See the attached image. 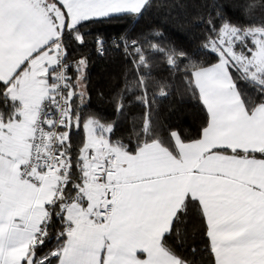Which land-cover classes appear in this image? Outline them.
Masks as SVG:
<instances>
[{"label": "snow or ice", "instance_id": "1", "mask_svg": "<svg viewBox=\"0 0 264 264\" xmlns=\"http://www.w3.org/2000/svg\"><path fill=\"white\" fill-rule=\"evenodd\" d=\"M9 2L14 0H0V10ZM56 2L60 8V14L52 15L50 19L54 34L40 45L37 51L49 48V45L55 44L57 40L63 45L64 55L61 56L60 49L57 48L54 63L46 60L44 64L48 68L49 82L56 85L55 88L49 89L51 95L48 103L56 112V120L62 118V122L57 124L54 120L52 124L43 125V127L48 129L55 127L58 132L66 131L67 146H70L75 135L73 130L84 131V124L88 119L82 115L87 106L81 107L87 92L84 81L87 79L85 71L88 61L87 58H81L76 66L69 63L64 68L63 65L71 52V48L65 41H72L76 46L83 48L87 44L86 37L91 35L84 29L102 24L105 20L117 15L129 13L142 15L143 11L149 7V0H56ZM236 7L251 16V10L255 5L243 3ZM213 8L214 15L206 21L207 34L203 38L205 44L202 46V51L213 58L207 63L201 64L193 59L196 53L176 50L174 47L163 48L158 43L150 42L151 39H162V34L158 37H144L143 42L148 44V51L142 47L141 41L132 40L128 43V37L121 38L118 35L115 41L119 47L134 49L132 55L140 67L148 63L149 52L166 56L167 64L175 67V54L181 53L180 60L186 62L188 68L185 72L187 86L197 95L205 112V124L200 129V139H203L205 132L213 127L214 121L217 128L225 126V113L238 112L242 107L249 119L254 118L256 114H264V13H261L259 18L253 17L248 20L249 27L245 28L234 23L225 14L226 5L221 4L219 0H216ZM2 18L0 14V19ZM17 23L20 22L17 21ZM94 43L98 45L97 50L101 54L106 51L103 39L98 38ZM49 54L51 55L50 49ZM58 69L61 70L60 74L53 76L52 73ZM69 73H76V76H71ZM73 80L77 81L72 85L74 89L84 82L83 91L65 94ZM61 81L64 83H60ZM143 82L144 79L141 78L132 85L133 88H138L137 85L143 84V92L137 97L134 91L132 96L135 102L145 106L146 112L143 117L147 127L140 132V135L147 137L153 134V118L150 112L151 101L146 96L149 88ZM8 84V81L0 79V123L5 125L20 119V113L16 111L18 101L5 91ZM57 93L64 95L66 103L61 102ZM127 94L126 88L124 93H118L114 97L118 101L120 114L125 108L123 97ZM78 100L81 102L79 105L76 103ZM65 110L68 112L67 117L63 116ZM90 115L93 135L98 138L106 136L110 147L131 152L133 157H137L136 160L122 162L121 166L127 169L133 179L143 183L141 173L147 167L151 157L146 156L145 159H140L135 150L128 148L121 141L113 145L112 139L119 131L117 122L107 120L95 111ZM69 118L76 122L70 124ZM4 131L8 129L5 128ZM173 133L181 137L183 133L178 128L167 129V139L175 144ZM59 143L61 150L67 147L63 140ZM148 143L150 141L146 142L145 147ZM101 145L100 163H95L94 179L97 184L104 187L96 194L97 205H89L86 199L85 204L91 208V211L84 213L83 220L77 223L72 218L66 219L71 212L68 205L72 203V199L80 198L72 197L70 193L79 192V189L88 182L87 169L83 167L85 160L87 159L90 164L97 160V152L92 148L87 149V156L78 154L75 158L70 155V148H68L71 171L80 169L81 175L75 185L72 181L66 183L65 188L68 192L63 193V199L43 203V211L39 214L33 211L28 215L17 213L6 218L0 212V225L4 224L6 219L9 225L6 236L0 237V264H125L121 258L128 254V248L118 246L117 237L112 234L110 216L126 214L130 211L129 204L140 203L145 198L155 196L158 189L142 188L139 184L129 188L131 180L127 177H119L113 164L117 160L118 153L104 152L103 140ZM216 153H228L244 166L256 163L249 160L247 156L241 160L238 155L248 153L259 156V163L264 166V149L233 146L227 141L214 143L198 155L203 159ZM177 155L180 159L184 157V153L180 150ZM72 159L76 160L75 164H71ZM18 167L23 171V164ZM190 174L194 178L197 177L199 169H190ZM225 178L226 174H223L219 180L224 181ZM97 206L99 207L97 213L99 224L95 220L90 225L84 223L83 221H87L91 213L96 211ZM193 206L202 224V235L209 253V264H264V179L254 181L251 189L244 187L242 191L231 184L218 183L210 186L197 181L185 192L182 200L172 205L170 213L163 218L162 224L156 227L154 232L152 229L146 230L151 233V243L145 239L144 244L135 247V256L139 257V260L128 261L127 264H141V262L142 264H184L182 258L175 256L168 245L174 233L179 232L177 225L192 211ZM56 223H61V231L53 236L49 233V228ZM98 228L102 231L95 230ZM53 238L56 241L55 246L45 251L47 244ZM17 243H20V247L15 248L14 252L19 255H8L2 251Z\"/></svg>", "mask_w": 264, "mask_h": 264}, {"label": "crops", "instance_id": "2", "mask_svg": "<svg viewBox=\"0 0 264 264\" xmlns=\"http://www.w3.org/2000/svg\"><path fill=\"white\" fill-rule=\"evenodd\" d=\"M49 3L53 4V8L45 11L44 7ZM57 10L59 15V6L48 0H14V2L6 3L0 10L3 17L0 19V79L9 82L5 91L18 101L17 111L24 108L22 115L25 116L26 121H23L26 129L21 132L20 140L15 139V133L19 131L14 129L18 124L13 122L9 123L11 127L8 131L3 130L5 139L0 134L4 142L3 149L6 152L3 154L9 157L4 161L0 159V169H2L0 171V212L6 218L17 213L28 215L33 211L39 214L43 211V203L57 199L66 185V181L63 183L61 180L46 178L37 186L33 181L22 179L21 170L18 167L21 164L24 165L27 160L36 109L44 99L49 97V89L54 88L48 80V68L44 66L46 60L52 61V44L47 49L40 51L37 49L54 34L50 19L52 15H57V12L55 14ZM224 119L226 121L224 127L217 128L214 121L213 127L205 132L203 139L190 143H183L179 139L182 144L178 146L175 142L176 154H172L157 142L148 143L147 147H145L146 144L140 147L136 151L140 159H145L146 156L151 157L147 167L141 173L143 183L133 179L127 169L121 166L122 162H130L137 157L117 147L109 146L103 149L106 153L112 151L118 153L114 166L119 177H127L131 180L129 188L139 184L142 188L158 189L155 196L145 198L140 203L129 204L130 211L126 214L110 216L112 234L117 237L118 246L128 248V254L121 258L125 264L128 261L139 260V257L135 256L134 248L144 244L145 239L151 243V233L146 230L152 229L154 232L155 228L162 224L163 218L170 213L172 205L182 200L185 192L197 181L210 186L218 183L231 184L242 191L244 187L251 189L254 181L264 179V166L259 163L260 157L248 153L238 154L241 160L247 156L249 160L256 161L247 166L234 160L228 153H216L203 159L199 157V153L204 152L214 143L224 141L233 146L264 149V114H256L254 118L249 119L241 107L238 112L225 113ZM11 135L13 137L11 142L5 141L8 137L10 139ZM100 150H96L97 163H100ZM178 150L184 153L183 159L177 155ZM83 155L85 156V153ZM63 165H65L64 162ZM84 165L89 178V164L86 162ZM192 168L199 169V175L195 178L190 174ZM223 174H226V178L220 181L219 177ZM99 190H101L99 186L85 183L77 194L80 198L73 199L68 205L71 212L66 219L72 218L80 223L84 213L91 211V208L85 204V200H88L89 205L96 206V194ZM98 211L97 206L90 218L83 222L90 225L95 220L99 224L100 221L96 217ZM78 212L79 216H77ZM8 229L6 219L4 224L0 225V237L6 236ZM95 230L102 231L99 228ZM17 247H20V243L2 251L8 255H19L14 252Z\"/></svg>", "mask_w": 264, "mask_h": 264}, {"label": "trees", "instance_id": "3", "mask_svg": "<svg viewBox=\"0 0 264 264\" xmlns=\"http://www.w3.org/2000/svg\"><path fill=\"white\" fill-rule=\"evenodd\" d=\"M48 1L58 6L56 0ZM215 2L216 0H149V7L143 11L142 15H117L105 20L102 24L84 29L91 35L86 37L87 44L83 48L76 46L72 41H65L71 48L65 64L71 63L76 66L81 58H87L88 61L85 71L87 79L84 81L87 92L81 105V107H87L82 115L91 118L90 113L95 111L107 120L116 121L119 131L112 139L113 145L121 141L128 148L137 151L150 141V143L157 142L172 154H176L175 145L167 139L166 132L169 127L178 128L183 133V137L178 136L183 143L200 139V129L205 124V112L197 95L187 86L185 72L188 68L186 62L180 60L181 53L175 54V67L167 64L166 56L150 52L147 56L148 63L140 67L132 55L134 49L119 47L115 41L118 35L121 38L128 37V43L132 40L141 41L142 47L148 51V44L143 42L144 37H158L162 34V39H151L150 42L158 43L163 48L174 47L176 50L196 53L193 59L201 64L207 63L213 58L202 51V46L205 44L203 38L207 34L206 21L214 15ZM219 2L226 5L225 14L234 23L245 28L249 27L248 20L253 17L259 18L261 13H264V7H262L264 0H219ZM243 3L255 5L251 10V16L236 7ZM98 38L105 41L106 51L103 54L97 50L98 45L94 43ZM57 43L64 55L63 45L58 40L55 44ZM69 75L76 76V73H69ZM141 78L149 88L146 96L151 101L150 112L153 118V134L147 137L140 135V132L147 127L143 117L146 112L145 106L135 102L132 96L134 91L137 97L143 92V84L137 85L138 88L132 87ZM84 82L74 89L72 85L77 81L73 80L65 94L83 91ZM126 88L128 94L123 97L125 108L120 114L118 113V101L114 97L118 93H124ZM76 103L79 105L81 102L78 100ZM63 116H68L67 110L64 111ZM68 122L74 124L76 121L69 118ZM73 131L75 135L70 146H67V132L59 133L60 140H63L67 146L63 149V160L69 170L66 183L72 181L75 185L81 171L80 169L75 172L71 171L68 148L73 158L78 154L83 155L84 131L75 129ZM137 145L140 147L137 148ZM127 153L131 154V152ZM75 163L76 160L72 159L71 164ZM66 192L68 189L64 186L60 196L55 200L63 199V193ZM77 194L78 192H71L70 196L76 197ZM177 228L179 229L178 234L174 233L168 245L175 256L182 258L184 264H209V253L195 206L177 225ZM59 231H61V223H56L49 228V233L53 236ZM55 243V239H51L45 251L53 248Z\"/></svg>", "mask_w": 264, "mask_h": 264}, {"label": "built area", "instance_id": "4", "mask_svg": "<svg viewBox=\"0 0 264 264\" xmlns=\"http://www.w3.org/2000/svg\"><path fill=\"white\" fill-rule=\"evenodd\" d=\"M59 54L63 56L61 49ZM66 66L67 64L63 65L64 68ZM60 71L61 70L58 69L56 72H53L52 75H59ZM60 83H64V81H61ZM53 87L55 88L56 85L53 84ZM57 95L60 96L61 102L65 103L64 96L61 93H57ZM48 101L49 97L44 99L42 101L43 104L41 102L38 105L34 114L27 160L23 165V171L20 172V177L22 179L33 181L37 186L46 178L55 179L57 181L61 180L65 183L69 174L67 165H63L64 150H61L60 148V133L55 127L51 129L43 127V125L52 124L54 120L57 124L62 122V118L56 120V112L51 108ZM37 129H40V131H37ZM53 145L56 147H52ZM57 152L60 154L57 155ZM85 156H87V151L85 152ZM85 161L90 167L88 182L99 186L102 190L104 185L97 184L94 179V167L97 162H91L90 164L87 159ZM96 217L99 219L98 215H96Z\"/></svg>", "mask_w": 264, "mask_h": 264}, {"label": "rangeland", "instance_id": "5", "mask_svg": "<svg viewBox=\"0 0 264 264\" xmlns=\"http://www.w3.org/2000/svg\"><path fill=\"white\" fill-rule=\"evenodd\" d=\"M52 5H51V3H49L48 5H46V7H44V10L45 11L51 10L53 8ZM41 11H43V9H41ZM56 12H57V15H58V12L59 11L58 10L55 11V14H56ZM129 14H132V13H129ZM52 48H53V55H52V62H53L54 61V57L56 55V49L57 48L60 49V47H59V44L57 43V44H53L52 45ZM18 112L20 113V119H19V121L13 122V124H18V126L14 128V129H18V131H19V132L15 133V139H17V140L19 139L20 140V137L22 136L21 132L26 129L25 123H23V121L24 122H26V121H25V116L22 115V113H24V108H22L21 111H18ZM10 127H11L10 124L8 126H5L3 123H0V129H1L0 130V134H2V136L4 137V139H5V135H4L3 130L5 128L10 129ZM84 129H85L84 130V145H83V149H82L83 150V153H85L87 151V149H89V148H92L95 151L97 149H101V147H102L101 140H103V149L104 150L107 147H109L108 140L106 139V136L105 137H99L98 138L97 136L93 135L92 128H91V118H88L85 121ZM97 130L100 131L101 129H97ZM12 139H13V137L11 135V138L9 139V137H8L5 141H7V142L10 141L11 142ZM173 139L175 140V142L177 143L178 146H181L180 144H182V143L180 142L178 136L175 135V133L173 134ZM0 145H1L0 146V155H2V158H0V159H2L3 161L4 160H7L9 157H7L5 154H3L5 152V150L3 149L4 142H3V139L2 138H0ZM85 164H86V162H85ZM84 167H85V165H84Z\"/></svg>", "mask_w": 264, "mask_h": 264}]
</instances>
